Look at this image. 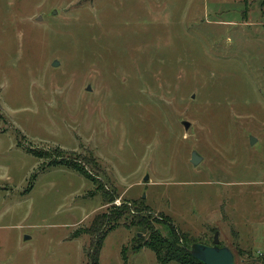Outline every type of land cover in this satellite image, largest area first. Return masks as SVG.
Listing matches in <instances>:
<instances>
[{"label":"rangeland","instance_id":"rangeland-1","mask_svg":"<svg viewBox=\"0 0 264 264\" xmlns=\"http://www.w3.org/2000/svg\"><path fill=\"white\" fill-rule=\"evenodd\" d=\"M121 206L98 264H163L138 217L264 264V0H0V264H87Z\"/></svg>","mask_w":264,"mask_h":264},{"label":"trees","instance_id":"trees-1","mask_svg":"<svg viewBox=\"0 0 264 264\" xmlns=\"http://www.w3.org/2000/svg\"><path fill=\"white\" fill-rule=\"evenodd\" d=\"M33 154V153H32ZM36 158L41 157L40 155L33 154ZM58 164H64L72 167L75 171L80 173L82 176L90 179L79 163L75 161L57 162L53 166ZM93 181V180H92ZM108 197L107 203L113 201L114 199ZM128 210L126 206H121V208H112L109 213H101L96 215L92 220L90 227L87 229V235L90 237L91 241L86 252L87 264H98L99 254L101 247L103 245L106 235L115 229V227L122 224L123 226L129 225L128 222L134 218L129 219ZM124 216V218H122ZM120 223V221H122ZM136 224L143 228L145 231L149 232L148 240L145 242V246L153 251L159 262L166 264L169 261L177 262L178 264H191V262L196 261L189 254L188 250L179 248L173 242L162 239L151 227L149 221L143 217H138L136 219ZM163 250L162 253L160 251ZM198 262V261H196ZM200 263V262H198ZM202 264V263H200Z\"/></svg>","mask_w":264,"mask_h":264},{"label":"water","instance_id":"water-1","mask_svg":"<svg viewBox=\"0 0 264 264\" xmlns=\"http://www.w3.org/2000/svg\"><path fill=\"white\" fill-rule=\"evenodd\" d=\"M58 63L54 62L53 66H57ZM87 90H90L88 87ZM182 126L185 130H188L190 124L187 121L181 122ZM256 139L254 137H250L249 144L253 145ZM201 161V157L193 151L190 156V164L192 166H196ZM148 177L144 178V181H147ZM140 235H138L139 237ZM25 240L29 239L27 236L24 238ZM189 254L196 261L202 264H234V257L232 252L227 247H220L218 240V233L214 234V239L212 241L211 246L195 243L190 246Z\"/></svg>","mask_w":264,"mask_h":264}]
</instances>
